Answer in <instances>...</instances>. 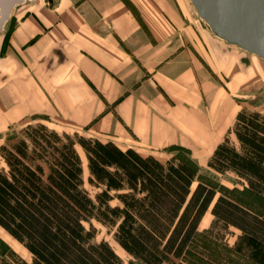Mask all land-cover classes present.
<instances>
[{
	"label": "crops",
	"instance_id": "obj_1",
	"mask_svg": "<svg viewBox=\"0 0 264 264\" xmlns=\"http://www.w3.org/2000/svg\"><path fill=\"white\" fill-rule=\"evenodd\" d=\"M189 3L16 7L0 37V127L31 116L46 126L60 119L73 134L130 138L127 148L159 160L154 151L185 143L188 129L215 132L219 144L233 123L232 95L250 76H242L243 60L253 55L217 38Z\"/></svg>",
	"mask_w": 264,
	"mask_h": 264
},
{
	"label": "trees",
	"instance_id": "obj_2",
	"mask_svg": "<svg viewBox=\"0 0 264 264\" xmlns=\"http://www.w3.org/2000/svg\"><path fill=\"white\" fill-rule=\"evenodd\" d=\"M208 168L264 199V111L237 113ZM208 212L264 245V218L198 181L175 156L161 161L42 123L0 146V229L26 249L30 264H186ZM97 225L127 261L97 240Z\"/></svg>",
	"mask_w": 264,
	"mask_h": 264
},
{
	"label": "rangeland",
	"instance_id": "obj_3",
	"mask_svg": "<svg viewBox=\"0 0 264 264\" xmlns=\"http://www.w3.org/2000/svg\"><path fill=\"white\" fill-rule=\"evenodd\" d=\"M191 7L194 12V7L192 5ZM202 23L208 29L203 21ZM2 35V32H0V37ZM243 66L244 71L247 72L243 71L242 76H247L248 74L250 76L248 75V81L243 88L244 92L232 95L233 123L230 127L234 125L236 115L240 110L264 111V61L253 55L249 58L245 57ZM240 75V71H235L230 81L235 84ZM200 107L202 110L204 109L202 104ZM40 121L41 119L31 116L13 124H4L0 127V146L15 142L20 137L23 128L30 124L40 123ZM46 124L51 129L59 132H68L71 135H73V130H75V128L60 119H52L47 121ZM188 130L185 143L155 150V155L162 161L175 156L179 160L187 162L196 170L198 181L212 186L219 194L227 195L264 218L263 198L253 194L243 185L236 183L232 175H218L208 168V161L218 145L216 144L218 139L216 133L208 134V130L204 131L203 128ZM80 131L85 134L83 130ZM96 133L94 131V134L99 136L100 139L104 141L113 140L122 148H127V146L133 144L130 138L117 140L113 135ZM226 133L220 138L221 142ZM84 166V178L86 181L88 172L85 164ZM85 187L90 193H94V189L87 183ZM97 228L99 232L97 240H107L117 253L127 261V256L115 244L113 235L108 228L102 225H97ZM183 261L186 264H264V245L251 239L240 230L217 220L208 212L203 218ZM30 262L31 256L26 249L0 229V264H30Z\"/></svg>",
	"mask_w": 264,
	"mask_h": 264
},
{
	"label": "water",
	"instance_id": "obj_4",
	"mask_svg": "<svg viewBox=\"0 0 264 264\" xmlns=\"http://www.w3.org/2000/svg\"><path fill=\"white\" fill-rule=\"evenodd\" d=\"M37 0H0V32L6 33L16 7ZM217 38L264 61V0H190Z\"/></svg>",
	"mask_w": 264,
	"mask_h": 264
},
{
	"label": "bare ground",
	"instance_id": "obj_5",
	"mask_svg": "<svg viewBox=\"0 0 264 264\" xmlns=\"http://www.w3.org/2000/svg\"><path fill=\"white\" fill-rule=\"evenodd\" d=\"M85 163V162H84Z\"/></svg>",
	"mask_w": 264,
	"mask_h": 264
}]
</instances>
